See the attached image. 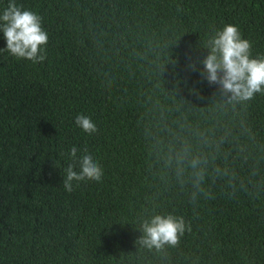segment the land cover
<instances>
[{"label":"trees","instance_id":"trees-1","mask_svg":"<svg viewBox=\"0 0 264 264\" xmlns=\"http://www.w3.org/2000/svg\"><path fill=\"white\" fill-rule=\"evenodd\" d=\"M16 3L42 17L49 39L36 64L0 51V264H264V95L224 106L202 66L187 67L225 24L264 54V0ZM78 114L98 131L79 128ZM184 117L225 136L195 199L151 151L154 127ZM72 146L87 147L103 176L69 193ZM158 213L186 223L159 252L138 242L141 220Z\"/></svg>","mask_w":264,"mask_h":264},{"label":"clouds","instance_id":"clouds-1","mask_svg":"<svg viewBox=\"0 0 264 264\" xmlns=\"http://www.w3.org/2000/svg\"><path fill=\"white\" fill-rule=\"evenodd\" d=\"M0 32L6 40L7 51L17 59H26L33 64L46 59L45 45L48 33L42 27V17L35 11L18 5L16 0H8L0 10ZM207 54L195 62L189 57L188 68L195 70L201 65L200 76L217 85L224 106L247 104L257 94L264 95V54L253 56L252 43L243 38L238 26L225 24L222 28L211 29L204 44ZM195 91V90H191ZM199 98V95L197 93ZM191 103L190 101H188ZM75 124L89 135L98 131L91 117L78 114ZM208 129L194 126L184 117L172 124H158L149 133L152 138L151 151L156 162L174 174L181 185L192 186V199L204 193L203 187L209 175V165L214 164L216 154L224 143L225 136L216 138ZM78 151L81 155H77ZM71 163L64 169L63 185L71 193L73 182L101 181L103 167L88 151L87 147L78 149L72 146L69 151ZM216 175H227L219 166L212 169ZM186 223L182 216L174 213L154 214L142 219L138 242L148 248L162 251L165 246L175 247L185 233Z\"/></svg>","mask_w":264,"mask_h":264}]
</instances>
